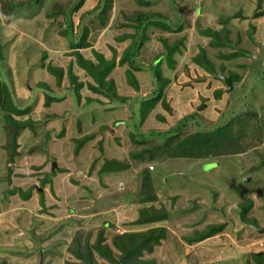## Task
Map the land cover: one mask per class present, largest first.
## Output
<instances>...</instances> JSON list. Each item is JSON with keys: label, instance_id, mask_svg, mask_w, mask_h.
Segmentation results:
<instances>
[{"label": "rangeland", "instance_id": "374dc122", "mask_svg": "<svg viewBox=\"0 0 264 264\" xmlns=\"http://www.w3.org/2000/svg\"><path fill=\"white\" fill-rule=\"evenodd\" d=\"M99 5L0 0V86L17 109L0 107V264H79L76 251L86 249L93 264H117L113 238L153 228L163 238L140 257L152 264H264V256H248L264 251V0H110L100 15ZM68 24L73 38L86 32L85 48L70 45ZM78 57L96 68L112 62L103 79L116 101L98 91ZM238 68L243 83L225 93L218 76L239 81ZM154 69L168 108L156 102L139 124ZM136 71L135 90L128 73ZM184 90L196 102L179 138L234 120L233 143L195 155L204 161L180 157L158 130ZM215 92L226 107L214 121L202 97L216 100ZM201 162L214 169L194 173ZM180 212L187 229L169 235ZM98 234L113 262L95 252Z\"/></svg>", "mask_w": 264, "mask_h": 264}, {"label": "trees", "instance_id": "16d2710c", "mask_svg": "<svg viewBox=\"0 0 264 264\" xmlns=\"http://www.w3.org/2000/svg\"><path fill=\"white\" fill-rule=\"evenodd\" d=\"M110 8V0H100V5L97 10L96 14H102L105 13ZM140 19H138L137 22ZM143 20V18H142ZM67 30L69 34V42L70 45H72L75 49H81L85 48L87 45L85 44V34L86 32L80 28L79 32H77L74 35L73 38L71 33V26L70 24L67 25ZM80 61V65L83 66L84 69H87L89 73L93 74L94 80L96 82V87L100 93H102L110 102L116 101L118 96L114 93V90H111V83L108 81H104L103 78L106 77V75L111 71L113 64L111 63H105L104 61H101V64H99V68H96L91 63L84 64L81 62L80 58L78 57ZM205 60V59H204ZM207 61V60H206ZM204 68L211 72V67L207 63H204ZM136 69V68H135ZM230 83L233 82V77L229 75ZM130 78V79H129ZM153 78L156 82V88L155 91L152 92V96L149 99H145L141 101L138 105V117H139V124L140 119H142L144 116H146L150 108L156 104V102L160 101V103L163 104L164 107L168 108L163 100L161 101V90H160V77L156 73L154 69ZM128 83H130L133 86V89H137L136 81L128 73ZM216 93V97L218 98L219 94ZM117 97H116V96ZM215 96V94H214ZM126 99L120 98V102H125ZM8 104V106L14 110L15 112L17 109L11 104L9 93L6 89L1 88L0 86V107H3ZM20 113V112H17ZM189 117V116H187ZM187 118L183 117L179 120H177L172 127H169L167 130H165L164 135L169 136V140L172 144L175 145V148L177 147L176 152L179 153L180 157H192V158H201L207 153H215V151L218 149V145L220 143H225L227 147L233 143L234 136L232 133L234 132L229 125L233 123L234 120H230L229 122H226L221 127H217L216 129H212L209 131H196L184 138H179L180 136V130L181 127L184 126ZM13 125L16 126L17 123L13 122ZM18 126V125H17ZM231 126V125H230ZM232 130V131H231ZM135 132V131H134ZM156 134H160V132H156ZM135 136V133H134ZM130 139H134L133 134H130ZM176 140L174 143L173 141ZM196 155V156H195ZM214 155V154H213ZM170 157H175V154H170ZM44 184V183H43ZM242 220L243 215L241 216ZM163 218V217H162ZM222 226L217 225L214 227H210L208 232L205 234V236H209L213 234L214 232H219L221 230ZM163 238V230L161 228H153L149 229L146 232H140V233H123L115 236L113 238V247L119 252V259L117 260V264H152L149 260H141L140 257L142 255V252H152L153 247L157 246L159 244L160 239ZM96 242L93 245V248L95 252L102 258L113 262V258L111 256V252L109 248L102 244V237L97 235ZM202 239V236H200V241ZM76 258L80 261L79 264H93L91 259V252L90 249H86L85 252H80L79 250L76 251ZM253 260L257 261L259 257L264 256V254H254L251 253L248 255ZM257 263V262H256ZM260 263V262H259ZM244 264H249L247 261L244 262Z\"/></svg>", "mask_w": 264, "mask_h": 264}, {"label": "crops", "instance_id": "0c3cea01", "mask_svg": "<svg viewBox=\"0 0 264 264\" xmlns=\"http://www.w3.org/2000/svg\"><path fill=\"white\" fill-rule=\"evenodd\" d=\"M87 1H89V0H87ZM242 59V61H243V57L241 58ZM242 61H240L241 63H243ZM238 65V64H237ZM263 65V64H262ZM245 69H246V67H244ZM262 68H264V66H262ZM239 69V68H238ZM244 70L241 68V69H239V72L238 73H236V75H239V73H240V76H239V81H237V77L236 76H232L231 75V77H233V82L231 83V87L233 88L234 86L236 87V86H238V85H240L241 83H243V81H244V79H243V77H244V74H245V72H243ZM242 72V73H241ZM247 72V71H246ZM136 73V75L134 74V79L135 80H138V81H136V85H137V88H138V83L137 82H139L140 80L138 79L139 77L141 78V74L142 73H140V72H138V71H136L135 72ZM230 76H228V78H229ZM254 84V82H250V85H253ZM232 88H231V90H232ZM145 91H147V88H145ZM152 91H153V89H152ZM152 91H151V93H152ZM115 92V91H114ZM136 94H138V92H136ZM189 94V92L188 91H182V92H179L178 93V96H177V94H176V96L174 97V100H177L178 98V100L176 101L177 103V106H176V110H178V112L176 113V114H174V112H175V110L174 109H172L171 111H173L172 112V115H174L173 117H172V120H171V122H169V124H168V126L165 128V129H159L158 128V130H167L169 127H172L173 125H174V123L177 121V120H179V119H181L184 115H185V110L187 109L186 107H189V105L190 104H188V103H193L192 101L194 100L195 102H196V100L194 99V98H191L190 99V96L188 95ZM116 95H118L119 96V94H116ZM223 95V94H222ZM222 95L220 96V97H218V98H216V100H212V99H210V98H208L209 96H206V97H202V98H204V99H206V102H204L206 105H205V107H204V111H207V110H211V112H212V116L214 117V121H215V119H217V117L221 114L220 112L222 111V109H223V107H226L225 105H226V102H224V100H223V98H222ZM226 95V94H225ZM120 97V96H119ZM134 97H132V99H133ZM141 98H143V97H141ZM131 99V100H132ZM130 99H127V100H125V102L126 103H130V101H131ZM141 100H143V99H141ZM140 102V101H139ZM139 105V104H138ZM123 107H124V105H122ZM127 110H128V108H127ZM157 110V108H155V111ZM158 111V110H157ZM95 115V114H94ZM164 115L166 116V119L165 120H167V119H171V116L170 115H168V114H166V113H164ZM130 117H132V116H129L128 117V119H130ZM164 117V116H163ZM149 118V120L148 121H151V119H150V117H148ZM147 118V119H148ZM175 119V120H174ZM97 120H98V118H97V116L95 115V118H94V123H96L97 122ZM173 120H174V122H173ZM156 123V122H155ZM157 124V123H156ZM134 129H135V126H133V131H134ZM157 129V128H156ZM125 131H128L127 129H124ZM116 132H120V133H122V129L121 128H119ZM129 132V131H128ZM125 141L128 143V141L127 140H124V138L122 139V141H119V146H122L123 147V142H124V144H125ZM117 149H119V148H117ZM110 153H111V151H109ZM194 160H196V159H194ZM198 160V161H197ZM196 160V162H199V161H204V160H200V159H197ZM210 160H214V159H210ZM195 162V161H194ZM205 167V165H203V162H201V164H200V168H199V170H195L194 171V173H197V174H199V175H205L207 172H209V171H211V170H213L214 168H210V170H206V168H204ZM188 171H190L191 169H187ZM186 181H189V182H185L184 184L185 185H187V183H190V181H191V179H189V178H186ZM88 183V182H87ZM90 183V182H89ZM197 184V182H195V183H191V185H195V186H197L196 185ZM189 186V185H188ZM141 202H145V199L143 200V201H141ZM137 203H138V201H137ZM211 212H213L212 211V209H209ZM178 214V217H177V219H176V221H170L169 220V223H168V226L165 228L167 231H169V235H171V233H173V232H175V231H185L186 229H187V227H186V224H188L189 223V219H188V217L189 216H186L185 215V213H183V214H181V212L180 213H177ZM186 221V222H185ZM155 222H157V221H155ZM224 224V223H223ZM146 224H143L141 227H143V226H145ZM174 225L175 226H178L177 228H174ZM225 225V224H224ZM202 240V239H201ZM199 241V242H196V243H201V242H203L204 240H202V241ZM154 249H158V245L157 246H155V248ZM231 261V260H230Z\"/></svg>", "mask_w": 264, "mask_h": 264}, {"label": "water", "instance_id": "95a60500", "mask_svg": "<svg viewBox=\"0 0 264 264\" xmlns=\"http://www.w3.org/2000/svg\"><path fill=\"white\" fill-rule=\"evenodd\" d=\"M218 78L222 80V82H223V84L225 86L224 92L225 93H228L231 90V88H232L229 78L228 77H225L223 75H219ZM261 232L264 233V227L262 228ZM258 253L259 254H264V251L263 252H258Z\"/></svg>", "mask_w": 264, "mask_h": 264}, {"label": "clouds", "instance_id": "9594fccd", "mask_svg": "<svg viewBox=\"0 0 264 264\" xmlns=\"http://www.w3.org/2000/svg\"><path fill=\"white\" fill-rule=\"evenodd\" d=\"M230 91H231V90H230ZM230 91H229V92H230Z\"/></svg>", "mask_w": 264, "mask_h": 264}]
</instances>
